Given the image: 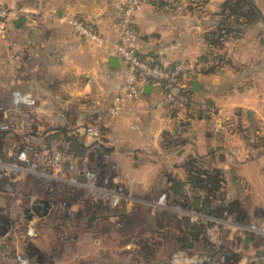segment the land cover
<instances>
[{
  "label": "crops",
  "instance_id": "1",
  "mask_svg": "<svg viewBox=\"0 0 264 264\" xmlns=\"http://www.w3.org/2000/svg\"><path fill=\"white\" fill-rule=\"evenodd\" d=\"M122 1L0 0L5 6L23 5L27 10L20 26L0 27V91H8L0 98H11L14 90L31 92L37 100L31 118L34 128L40 131L49 129L51 133L63 127L73 134L79 126L99 128L115 176L125 186L126 198L118 205L121 209L127 210L133 203L139 205L140 197H145L147 208H154L150 203L165 194L162 190L168 177L185 181L183 161L195 156L204 168L223 172L226 201L239 200L249 215H257L264 209V0H252L256 20L239 23L231 17L232 31L221 49L225 62L199 75L200 89H191L213 110L190 121L182 132L183 118L158 105L162 86L152 85L138 100L126 99L113 116L107 113L127 74V66L113 53L119 42L117 18ZM224 1L206 0L202 4V0L198 4L176 0L170 5L144 2L134 19L139 55L168 66L206 54V36L215 30ZM72 17L90 24L103 42L83 39L68 23ZM111 57L117 58V65L111 63ZM13 67L16 74L10 79ZM19 127L18 122L20 132H25L22 125ZM175 131L185 141L178 147H167L164 137ZM84 143L93 150L97 140L86 135ZM177 207L180 210L174 212L181 214V209L188 206L177 203ZM163 208L168 212L172 206L167 203ZM205 211L215 216L208 208ZM35 230V238L4 236L0 264H17V256L32 255L34 252L28 254L26 250L28 243L37 251L50 252V245L39 241V229ZM243 240L244 244H235V250L239 247L236 251L246 248L252 252L264 247L263 240L252 232ZM64 243L59 240L58 253ZM70 261L62 258L50 264Z\"/></svg>",
  "mask_w": 264,
  "mask_h": 264
},
{
  "label": "built area",
  "instance_id": "2",
  "mask_svg": "<svg viewBox=\"0 0 264 264\" xmlns=\"http://www.w3.org/2000/svg\"><path fill=\"white\" fill-rule=\"evenodd\" d=\"M148 1H163L167 4H173L176 0L122 1L117 18L119 42L114 45L113 53L118 60L127 66V74L120 90L107 109L108 115L113 116L116 114L122 102L126 99L138 100L142 95V86L144 84L162 86L164 91L158 105L166 108L169 112H175L186 121H192L201 115L210 113L213 110V106L195 97L191 90L190 81L192 78H197L199 75L206 73L209 69L218 67L219 58L214 55L196 59L185 58L177 60L168 66L157 65L150 60L142 58L137 49L138 35L135 30L134 19L137 9L141 4ZM190 1L199 3L201 0ZM26 13L27 10L23 5L5 6L0 4V27L5 29L17 18L25 16ZM68 23L86 41L95 43L103 42L101 34L85 20L72 17L68 20ZM10 103L12 105V110L7 102L0 99V135L1 133L9 132L12 128L20 132L17 123H15V125L13 124L15 116L17 117V122H19L20 127L22 125V129L28 132L26 128L24 129L26 125L24 127L23 125L25 123L29 124L32 115L36 112V98H34L31 92L14 90L11 92ZM22 118H26V122ZM76 133H80L83 136L88 135L97 140L96 148L93 149V166L80 170L79 173L81 177L78 176V169L74 156L60 148L62 144L60 140L53 139L49 141L47 147L45 146L46 150L42 154L43 156L41 155V157H43L41 162L31 158L29 153L25 150L17 152L15 154V160L13 161H5L0 158V184L3 180L7 181L5 184L7 193H0V198L4 199L5 195L7 196V194H10L13 189L11 184L31 174L40 180H45L52 184L65 183L74 186L80 195L79 200L91 198L117 207L122 199L126 198L125 186L115 176V168L111 164L110 155L106 152L103 141L101 140L100 129L89 125L79 126L73 130V134ZM183 190L190 203L194 202L196 197L205 195L204 191L193 188L188 184L184 185ZM34 196L39 195L32 194L26 196L22 205L20 221L24 223V228L20 236L24 238L25 236L27 238L37 237V232L35 230L36 224L38 221L45 219L51 211L56 212L59 216L72 218L74 214L73 205L76 202L74 203L71 199L63 200L58 203L50 199L52 201V206L49 213L44 216L43 219L35 215L29 218V214L25 209L30 205V200ZM39 197L47 198L43 196ZM77 202L80 201L77 200ZM150 204L158 208L166 207L165 194H161ZM176 209L180 210L178 207H176ZM181 212L190 214L194 221H199V223L204 224V232L209 236V241L212 242L223 255L228 251L226 248H221L223 230L243 232L244 230L249 231L250 229L255 236L259 237L264 242V226L256 227L254 225L241 224L237 222L235 217L229 222L224 221L223 218L212 216L206 211H199L194 208V206L181 209ZM223 221L227 224L223 223ZM3 239L4 234L0 233V243ZM32 257L31 255L17 256V264H37L35 258ZM188 257L187 255L181 254L178 259L182 263H185L189 261L188 259H192ZM194 258H196V256H194ZM239 260L228 256L226 257V263L229 264H264V247L242 255ZM193 262L196 263V260Z\"/></svg>",
  "mask_w": 264,
  "mask_h": 264
},
{
  "label": "rangeland",
  "instance_id": "3",
  "mask_svg": "<svg viewBox=\"0 0 264 264\" xmlns=\"http://www.w3.org/2000/svg\"><path fill=\"white\" fill-rule=\"evenodd\" d=\"M1 64L2 55L0 52V68ZM14 74H16V69L13 67L9 78L11 79ZM7 93L8 91H0V96H7ZM1 99L7 102L10 108L12 107L10 98ZM14 119L13 124L17 123L18 126L17 117L15 116ZM10 145V140L6 141L2 150H8ZM21 181L22 179L11 184L14 189L10 194L5 195L4 199L0 198L2 206L0 233L4 234L5 238L14 234L21 235L24 228V223L20 221L21 210L27 194L41 196L42 193L41 190L32 188V184H20ZM132 195L134 194L131 193ZM144 199L145 197H140L139 205L133 203L127 210L121 209V207L113 208L111 205L97 207L91 202L81 203V201L78 203L74 200L76 203L73 205L72 218L62 217L51 211L45 219L36 224L38 232H40L38 240H45L50 245L48 247L51 248V251L46 253L36 251L31 255L32 258H35V262H40L39 264H50L62 258L71 259V264H193L194 260H196L195 264H229L226 263L227 256L239 260L242 255L250 252L246 248L240 252L236 251L239 250V247L235 250V244L237 246L244 244L243 238L251 233L250 229L243 232L223 230L221 248L228 250L224 255L220 251H215L217 249L204 238L200 239V236L196 240L191 238L189 246L192 247L190 249H182L179 246L178 238L188 235L187 227L189 226L183 216L202 227L204 224L194 221L191 215L186 212L181 214L174 212L177 211V209H173L177 207V203L173 202L172 198L166 200V204L172 206L168 212L164 208H147ZM243 209L247 212L244 207ZM248 213L249 211L247 212L248 223H241L264 225V209L259 210L255 216ZM57 217L65 221V225H59L60 221ZM215 217H221L224 221L229 222L234 216L220 214ZM224 221L223 223L227 224ZM204 229L205 227H203V231ZM203 235L208 239L209 236L205 232ZM237 236L240 238L238 239ZM60 239H63L65 246L58 253L60 247L56 245ZM234 252H237L238 255ZM181 254L192 259L182 263L178 259Z\"/></svg>",
  "mask_w": 264,
  "mask_h": 264
},
{
  "label": "trees",
  "instance_id": "4",
  "mask_svg": "<svg viewBox=\"0 0 264 264\" xmlns=\"http://www.w3.org/2000/svg\"><path fill=\"white\" fill-rule=\"evenodd\" d=\"M205 1L206 0H203L202 4H204ZM164 4L167 3L164 2ZM232 16H234V19L237 20L239 23L244 22V20L245 22H252L256 20L258 17L255 9L252 7V5L248 0H225L222 3L220 11L217 13V25L215 26V30L209 32L206 36V40L208 43V50L206 54H203L201 56V57H205L208 55L217 56L219 58V66L225 62V57L224 54L221 53V49L223 47L225 40L227 39V36L232 31L231 29ZM212 69L213 68L209 69L208 71ZM170 113H175V112L170 111ZM199 117H203V115ZM189 122L190 121L181 119L180 121L181 132L184 129L182 127L189 124ZM26 126L28 132L21 133L12 128V130H10L9 132L1 133L0 135L1 159L5 161H13L15 160V154L17 152L21 150H25L29 153L31 158L41 162V160H43L42 159L43 157H41V155L46 150L45 146L47 147V144L49 143L50 140L58 139L62 142L60 148L66 152L71 153L74 156L76 163L79 164V166L78 164H76L79 177H81V174L79 173L80 170L90 168L91 166L90 160L91 157H93L94 153L93 150H91L89 147L85 145L84 136L82 134L80 133L69 134L67 132L68 130L63 127L56 128V130L53 133H50V131L52 130L49 129L40 131L34 128L32 118L29 122V125ZM177 132L175 131L174 135L171 134L165 135L164 144L167 145V147H171V146L178 147L184 143L185 139L182 138L180 134H177ZM102 135L103 134L101 133V140L103 141ZM9 140L11 143L10 148L8 150L3 151L2 146L5 144L6 141ZM85 158L89 160L88 163H83L84 161L83 159ZM183 168L187 173L186 180L184 181L176 176H170L168 177L166 187H164L162 190L170 199L172 198L173 202L181 203V205L185 207L194 206V208H196L199 211H205L208 208L209 211L215 215H220L225 213L232 214L239 223L241 222L248 223L247 212L243 209L240 201L225 200L224 193L222 191V188L225 184V179L223 177V172L221 170L216 168H209V169L204 168L202 166L199 157H195V156L186 157L185 160L183 161ZM6 182H7L6 180L1 181L0 193H7V191L5 190ZM14 183H17V181ZM19 183L32 184L31 185L32 188L41 190L42 192L41 196L47 197L53 200L55 203L61 202L63 200L71 199L72 201L74 200L75 201L78 200L80 202L82 201L81 203L91 202V204L93 203L94 205H97V207L109 206L105 202L100 200H93L89 198L85 200H79L80 195L78 193V190L74 186L65 183L52 184L48 181L40 180L31 174L26 175ZM185 184H188L193 188H197L204 191L205 195L196 197L194 202L190 203L183 190ZM29 195L32 194L28 193L27 196ZM1 210H2V206L0 205V216L2 214ZM183 217H184L183 219L188 223L189 226L187 227L188 235L181 236L178 238L179 246L182 249H186V248L190 249L192 247L189 246V242L191 241V238L193 240H196L199 238V236L200 239L204 238L205 241H207L208 243L211 244V246L213 245L216 248V246L210 241H208V239H206L205 236L203 235L204 231L202 225L190 222L188 218H186L185 216ZM58 221H60L59 225H65V221L62 220H58ZM237 237L238 239L240 238L239 236ZM242 242L244 243V240ZM26 250L28 251V254L37 251V249L30 243L27 244ZM215 251L219 252L220 250L217 249ZM234 253L236 254L237 252Z\"/></svg>",
  "mask_w": 264,
  "mask_h": 264
},
{
  "label": "water",
  "instance_id": "5",
  "mask_svg": "<svg viewBox=\"0 0 264 264\" xmlns=\"http://www.w3.org/2000/svg\"><path fill=\"white\" fill-rule=\"evenodd\" d=\"M248 1L250 2V4L252 6L255 7V5H254L252 0H248ZM24 21H25L24 16H21V17L17 18L16 20H14L12 22V24L15 27H18ZM110 61H111V63L113 65H117V63H118L117 58H114V57H111ZM151 87H152L151 84H144L142 86V89H143L144 92H149ZM191 89L193 91H198L200 89V83L198 82L197 78H195V77L192 78ZM51 206H52V201L50 199L42 198V197H39V196H34V197L31 198L30 205L25 209V211L28 212L29 218L35 215V216L43 219L44 216H46L49 213ZM34 224H36V223H34Z\"/></svg>",
  "mask_w": 264,
  "mask_h": 264
}]
</instances>
